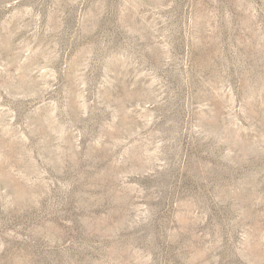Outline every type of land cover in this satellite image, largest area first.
I'll list each match as a JSON object with an SVG mask.
<instances>
[{
	"label": "rangeland",
	"instance_id": "rangeland-1",
	"mask_svg": "<svg viewBox=\"0 0 264 264\" xmlns=\"http://www.w3.org/2000/svg\"><path fill=\"white\" fill-rule=\"evenodd\" d=\"M0 264H264V0H0Z\"/></svg>",
	"mask_w": 264,
	"mask_h": 264
}]
</instances>
